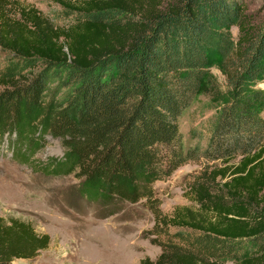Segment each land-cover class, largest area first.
Wrapping results in <instances>:
<instances>
[{
  "label": "trees",
  "instance_id": "trees-1",
  "mask_svg": "<svg viewBox=\"0 0 264 264\" xmlns=\"http://www.w3.org/2000/svg\"><path fill=\"white\" fill-rule=\"evenodd\" d=\"M56 1L70 23L0 0V137L27 156L59 138L62 157L46 167L74 173L101 215L126 202L151 211L161 251L138 264H264V19L244 0ZM203 87L206 141L186 146L178 118ZM190 160L202 164L185 191L194 207L167 214L154 183ZM50 243L0 216V264Z\"/></svg>",
  "mask_w": 264,
  "mask_h": 264
},
{
  "label": "rangeland",
  "instance_id": "rangeland-1",
  "mask_svg": "<svg viewBox=\"0 0 264 264\" xmlns=\"http://www.w3.org/2000/svg\"><path fill=\"white\" fill-rule=\"evenodd\" d=\"M22 1L39 8L61 25L71 22L70 16L62 14V6L56 0ZM244 1L257 22L264 19V0ZM231 30L237 32L235 26ZM9 55L0 48V68ZM210 71L222 86L225 75L217 62L212 63ZM260 86L264 88V82ZM210 98L209 91L203 87L178 118L186 146L197 142L204 145L214 113L208 106ZM12 138L15 135L0 137V216L30 221L38 232L51 237L49 247L34 259L18 258L14 264H138L144 257L158 256L161 248L151 241L154 235L149 233L154 217L142 203L126 202L117 213L101 215L102 207L79 192V178L74 173L57 174L46 167L53 158L62 157L59 138L46 135L39 150L34 154L29 152V157L24 154V147H13ZM201 167V163L187 161L167 179L154 183L163 212L171 214L176 207H194L185 191L190 174Z\"/></svg>",
  "mask_w": 264,
  "mask_h": 264
}]
</instances>
